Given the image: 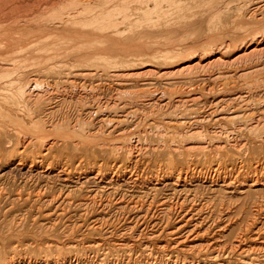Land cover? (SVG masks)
<instances>
[{"label":"rangeland","instance_id":"rangeland-1","mask_svg":"<svg viewBox=\"0 0 264 264\" xmlns=\"http://www.w3.org/2000/svg\"><path fill=\"white\" fill-rule=\"evenodd\" d=\"M262 1L0 0V264H264V55L233 56ZM31 82L39 109L6 100Z\"/></svg>","mask_w":264,"mask_h":264},{"label":"bare ground","instance_id":"bare-ground-1","mask_svg":"<svg viewBox=\"0 0 264 264\" xmlns=\"http://www.w3.org/2000/svg\"><path fill=\"white\" fill-rule=\"evenodd\" d=\"M262 2H264V1H262ZM261 2V3H262ZM91 3V2H90ZM260 3V4H261ZM86 4V3H85ZM259 4V3H258ZM264 4V3H263ZM262 4V5H263ZM262 5H258V6H256V8H255V10L257 9V8H259V7H261ZM261 8H263V7H261ZM254 10V11H255ZM115 11V10H114ZM252 11V10H251ZM258 12V11H257ZM262 12H263V10H262ZM77 13V12H76ZM253 13H255V12H253ZM253 13H251V14H253ZM251 14H249V15H251ZM248 15V16H249ZM253 16V15H252ZM255 17V16H254ZM69 18V17H68ZM259 21H264V12H263V14H261V16L259 17ZM62 20V19H61ZM255 21V20H254ZM258 21V22H259ZM244 24H246V23H244ZM251 24V23H250ZM255 24V23H254ZM257 24V23H256ZM260 24V23H259ZM258 25V24H257ZM262 30V29H261ZM256 31V30H255ZM252 34V33H251ZM254 34V33H253ZM249 36V35H248ZM249 38V37H248ZM227 46H228V44H227ZM224 48V47H223ZM219 49H220V47H219ZM223 50V49H222ZM214 52H212L208 57H207V59H206V61H207V65H204V66H211V65H218V64H220V63H222V61L223 62H225L224 60H223V56H222V54H220V53H218V51H220V50H217L216 52H215V50H213ZM262 55H264V31H259V32H257V33H255L254 35H252V37H250L247 41H245L244 43H243V45L240 47V48H238L236 51H235V53H234V55L233 56H235V58L234 59H236V60H240V59H247V58H250V57H260V56H262ZM201 57V56H200ZM200 59V58H199ZM226 60V59H225ZM228 60V59H227ZM195 61V60H194ZM205 61V60H204ZM201 62L200 61H195V62H193V61H190V62H186V63H182L181 65H179L178 67H179V69L180 70H191V69H193V68H196L198 65H201L200 64ZM149 66V65H148ZM166 69V68H165ZM167 70H174V68L173 69H167ZM178 70V69H177ZM179 70V71H180ZM154 70L153 69H151V66H149V67H147L146 68V70L143 72V73H151V72H153ZM169 72V71H168ZM178 72V71H177ZM243 72V71H242ZM137 73V72H136ZM141 73H142V71H141ZM142 73V74H143ZM244 73H250V70H247L246 72H244ZM131 74H132V72H131ZM164 74V73H163ZM167 74V73H166ZM5 76V75H4ZM14 76V75H13ZM17 76V75H16ZM134 76V75H133ZM35 78V77H34ZM37 78V77H36ZM36 78H35V80H36ZM4 79V78H3ZM16 81V80H15ZM262 81V80H261ZM11 82V81H10ZM38 82V81H37ZM4 83V82H3ZM9 83V82H8ZM16 84V83H15ZM8 85H10V84H8ZM47 85V84H46ZM51 85V84H50ZM7 86V85H6ZM12 86V85H11ZM21 86V85H20ZM19 86V87H20ZM2 88V87H1ZM18 88V87H17ZM16 88V89H17ZM43 87H40L36 82H31V83H29V84H27L26 86H24V87H22L21 86V88L18 90V93L17 94H12V96H9V97H6V100H9L10 102H13V103H16V104H18V103H20V102H22V103H26V104H28V105H30V106H32L33 107V109L35 110L36 108H38L37 107V105L39 106V104L40 103H42V101H44V99L46 100V99H51V97H49V96H51V95H53V93H52V91H53V88L52 87H50V86H46L45 88H43ZM139 90V89H138ZM137 90V91H138ZM141 90V89H140ZM143 90V89H142ZM119 91V90H118ZM246 91V90H245ZM1 92H2V90H1ZM123 91H121V93H122ZM154 92V91H153ZM156 92V91H155ZM8 93H10V92H8ZM13 93V92H12ZM119 93V92H118ZM129 93V92H128ZM134 93H136V91L134 92ZM133 93V94H134ZM138 93V92H137ZM11 94V93H10ZM116 94H117V92H116ZM124 94H126V93H124ZM156 94V93H155ZM157 94H158V92H157ZM122 95V94H121ZM137 95V94H136ZM149 95V94H148ZM147 95V96H148ZM154 95V94H153ZM238 95V94H237ZM236 95V96H237ZM44 96H47V97H44ZM118 96V95H117ZM119 96H120V94H119ZM126 96V95H125ZM130 96V95H129ZM137 96H139V94L137 95ZM140 96H141V94H140ZM139 96V97H140ZM143 96V95H142ZM141 96V97H142ZM145 96V95H144ZM143 96V97H144ZM235 96V95H234ZM244 96V95H243ZM140 97V98H141ZM222 97V96H221ZM233 97V96H232ZM148 99H150V98H148ZM147 99V100H148ZM167 99V98H166ZM188 99V98H187ZM187 99H185V98H179V99H176L175 100V103H177V104H179V103H184V102H194V101H196L197 99H199L198 98V96L196 95V94H192L191 96H190V98L187 100ZM226 99V98H225ZM146 100V99H145ZM49 101V100H48ZM141 101V100H140ZM143 101V100H142ZM151 101L153 102L154 101V103H155V106L156 105H159L160 103H162V102H164L165 101V103H163L164 105L166 104V100H165V98H163L162 97V95H160L159 94V96H153L152 98H151ZM218 101V100H217ZM263 101V100H262ZM147 103H149V102H147ZM162 104V105H163ZM49 106V105H48ZM174 106V105H173ZM264 106V105H263ZM39 109V108H38ZM36 111H39V110H36ZM126 112V111H125ZM177 114V113H176ZM238 115V114H237ZM224 117V116H223ZM40 118V117H39ZM195 118V117H194ZM263 118V117H262ZM106 119V118H105ZM255 119V118H254ZM41 120V119H40ZM107 120H108V118H107ZM187 121V120H186ZM258 121V120H257ZM257 121H255L256 123H257ZM262 123H263V121H262ZM16 124V123H15ZM38 125H40V124H35V125H31L32 127V130H33V132H37V134L41 131V129H42V125H40V127H41V129H40V127L38 126ZM264 125V124H263ZM194 128V127H193ZM192 128V129H193ZM254 128V127H253ZM198 129H199V127H195L193 130H191V133L192 134H195V135H199L200 134V132L198 131ZM236 130V129H235ZM37 134H35V135H37ZM220 135H222V134H220ZM137 137H139V135L137 136ZM133 138V137H132ZM132 138H130L131 140H133ZM239 137H238V135L236 134V135H234L233 134V132H229V131H225L224 133H223V135H222V139L220 140H216V142L212 145V146H214V148H215V153H216V157L218 158V159H226V158H228V159H232V160H234L233 158H235V155H236V153L238 154V155H240L239 156V161L237 162V164H242V162L244 161V158H247L248 156H249V153H250V151L252 150V148H250L249 147V142H247L246 140L245 141H242V139H238ZM36 139V138H35ZM35 139H33V138H31V137H26V136H23V137H21V140H22V144L23 143H26V145L27 144H29V143H34V142H36L35 141ZM138 139V138H137ZM263 139V138H262ZM55 140L56 139H52V140H50L49 142L47 141V142H43V143H41V146L43 145L45 148V150L47 151V149H50V148H52L54 145H55ZM136 140V139H135ZM20 141V140H19ZM64 142V141H63ZM138 142H139V139H138ZM187 142V141H186ZM80 143V142H79ZM162 143H163V141H162ZM66 144V143H65ZM81 144V143H80ZM125 144V143H124ZM147 144V143H146ZM186 144V143H185ZM185 144H183L184 146H185ZM189 144V145H188ZM187 144V148L189 147V148H191V147H194V148H196V149H198L199 151H201V150H204V148L205 147H208L209 145V142H207V141H199V142H191V143H188ZM251 144V143H250ZM9 145V144H8ZM119 145V144H118ZM64 146V145H63ZM123 146V145H122ZM129 146H131V148L133 147L134 148V146L135 145H133V144H129ZM137 146V145H136ZM150 146V145H149ZM153 146V145H152ZM183 146V147H184ZM138 147V146H137ZM154 147V146H153ZM176 147V146H175ZM119 148V147H118ZM122 148V147H121ZM130 148V149H131ZM179 148H181V147H179ZM63 149H64V147H63ZM141 149V148H140ZM147 149V148H146ZM159 149V148H158ZM161 149H162V147H161ZM178 149V148H177ZM135 150H138V148L137 149H135ZM134 150V151H135ZM143 150V149H142ZM148 150V149H147ZM156 150V149H155ZM180 150V149H179ZM192 151H193V149H191ZM197 150V151H198ZM254 150H257V149H254ZM260 150V149H259ZM162 151V150H161ZM175 151V150H174ZM121 152V151H120ZM128 152V151H127ZM181 152V151H180ZM256 151H254V153H255ZM139 153V152H138ZM176 153V152H175ZM190 153V152H189ZM196 153V152H195ZM128 154V153H127ZM134 154V153H133ZM132 154V155H133ZM141 154V153H140ZM139 154V155H140ZM204 154V153H203ZM41 155V154H40ZM44 155V154H43ZM181 155V154H180ZM182 155H183V153H182ZM251 155V154H250ZM136 156H137V154H136ZM181 157V156H180ZM250 157V156H249ZM253 157H255V156H253ZM257 157V156H256ZM42 158V157H41ZM134 158V157H133ZM132 158V159H133ZM252 158V157H251ZM131 159V158H130ZM172 159V158H171ZM255 159V158H254ZM253 159V160H254ZM173 160V159H172ZM247 160H250L249 158L247 159ZM252 160V159H251ZM250 160V161H251ZM221 161V160H220ZM258 161V160H257ZM187 162V161H186ZM233 162V161H232ZM246 162V161H245ZM185 163V162H184ZM190 163V162H189ZM222 163H223V161H222ZM230 163V162H229ZM17 164V163H16ZM128 164V163H127ZM219 164V163H218ZM236 164V165H237ZM15 165V164H14ZM185 165H186V163H185ZM189 165V164H188ZM188 165H186V167L188 166ZM220 165V164H219ZM16 166V165H15ZM14 166V167H15ZM149 166V165H148ZM216 166V165H215ZM229 166V165H228ZM12 167V166H11ZM13 167V168H14ZM185 167V168H186ZM242 167V166H241ZM16 168V167H15ZM14 168V169H15ZM184 168V169H185ZM230 168V167H229ZM12 169V168H11ZM11 169H10V171H11ZM182 169V168H181ZM235 169V168H234ZM36 170V169H35ZM48 170V169H47ZM188 169H186V171H187ZM213 170V169H212ZM15 171V170H14ZM30 171V170H29ZM182 171V170H181ZM185 171V170H184ZM183 171V172H184ZM182 172V173H183ZM194 172V171H193ZM192 172V173H193ZM208 172V171H207ZM218 171H216V168L212 171V175L213 174H216ZM174 173V172H173ZM180 173V172H179ZM188 173H190V172H188ZM205 173V172H204ZM219 173V172H218ZM97 174V173H96ZM112 174V173H111ZM172 174V173H171ZM187 174V173H186ZM198 174V173H197ZM203 174V173H202ZM208 174V173H207ZM174 175V174H173ZM177 175V174H176ZM179 175H181V173L179 174ZM201 175V174H200ZM210 175V174H209ZM40 176V175H39ZM186 176V175H185ZM187 176H189V175H187ZM203 176V175H202ZM204 176H205V174H204ZM221 176V175H220ZM227 176V175H226ZM249 176V175H248ZM56 177H59L58 175L56 176ZM179 177V176H178ZM190 177V176H189ZM188 177V178H189ZM192 177V176H191ZM190 177V178H191ZM209 177V176H208ZM119 178V177H118ZM181 178V177H180ZM183 178V177H182ZM193 178V177H192ZM218 178V177H217ZM221 178V177H220ZM231 178V177H230ZM111 179V178H110ZM179 179V178H178ZM185 179V178H184ZM226 179V178H225ZM112 180V179H111ZM152 180V179H151ZM187 180V179H186ZM223 180V179H222ZM226 180H228V179H226ZM107 181H108V179H107ZM180 181V180H179ZM214 181H215V179H214ZM217 181V180H216ZM257 179H255L254 181H252L251 182V185L253 186H255V184L257 183ZM185 182V181H184ZM230 182V181H229ZM262 182V181H261ZM107 183V182H106ZM110 183V182H109ZM114 183V182H113ZM233 183V182H232ZM241 184V183H240ZM224 185V184H223ZM228 185V184H227ZM250 185V184H249ZM250 185V186H251ZM108 186V185H107ZM184 186V185H183ZM192 186V185H191ZM251 186V187H252ZM185 188L187 187V186H184ZM226 187H228V186H226ZM249 187V186H248ZM247 187V188H248ZM176 188H177V186H176ZM222 188V187H221ZM253 188V187H252ZM251 188V189H252ZM182 190V189H181ZM179 191V190H178ZM243 193V192H242ZM143 194V193H142ZM153 194V193H152ZM240 194V193H239ZM207 196V195H206ZM239 196V195H238ZM163 197V196H162ZM174 201V200H173ZM176 203V202H175ZM177 203H179V202H177ZM181 203H183V202H181ZM194 212V211H193ZM264 218V217H263ZM175 247V246H174ZM208 247V246H207ZM160 249V248H159ZM188 249V248H187ZM260 249V248H259ZM234 251V250H233ZM217 253V252H216ZM66 259V258H65ZM64 259V260H65ZM173 259V258H172ZM258 259V258H257Z\"/></svg>","mask_w":264,"mask_h":264}]
</instances>
